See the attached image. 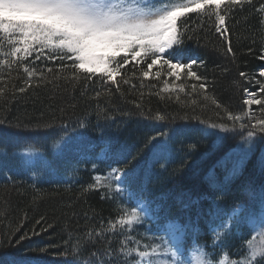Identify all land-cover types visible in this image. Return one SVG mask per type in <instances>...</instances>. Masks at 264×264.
<instances>
[{"label": "trees", "instance_id": "16d2710c", "mask_svg": "<svg viewBox=\"0 0 264 264\" xmlns=\"http://www.w3.org/2000/svg\"><path fill=\"white\" fill-rule=\"evenodd\" d=\"M261 3L264 0H254L257 7ZM226 23L234 58L226 53L225 41L215 30L214 17L195 14L188 20L183 46L172 50L173 61L177 56L184 62L198 61L194 69L206 77L207 93L199 89L193 93L190 85L201 81L189 80L183 73L179 81L175 77L169 79L166 74L157 81L143 79L137 71V77L131 78L135 88L121 84L117 92L108 85L112 87L111 96L103 95L99 99L95 98L102 87L99 77L87 83L81 80L75 87L59 80L56 88L47 84L25 93L15 92V95L14 89L24 86L23 74L14 72L12 77H0L4 81L0 87L6 96L0 100V120L4 121L0 124V135L10 136L0 138V152L12 154L25 141L45 144V155L55 173L52 179L40 182L29 179L0 182V261L83 264L82 259L71 253L77 239L88 229L116 219L122 208L106 189L85 191L95 184L93 170L99 168L98 172H104L111 167H124L131 157L136 159L130 167L138 168L126 188L152 197L160 210L156 222L162 226L176 222L197 228V242L207 246L209 253L220 252L211 247V227L225 218L234 203L249 201L246 190L255 198L264 190V140L256 138L254 150L239 165L231 156L237 154L233 149L241 133L205 129L200 123V120L231 123L222 109H217L211 100L203 99L204 95L215 97L233 114H238L247 109L242 103L243 89L258 93L259 85L255 81L264 82V77L259 76V71L264 70V61L258 59L264 32L257 12L252 6L233 10ZM168 55L166 52L165 56ZM45 63L56 69L60 62L36 61L40 68ZM162 67L166 72V66L157 65L153 73ZM130 70H135L132 65L124 70L125 74H130ZM69 71L65 69V73ZM240 72L252 79L245 80ZM165 79L169 84L184 85L185 92H161L165 97L161 99L155 93L163 88ZM193 99L197 101L195 105L191 103ZM137 103L141 107L137 108ZM258 107L252 106L256 115H259ZM156 114L165 115L166 119L157 121ZM80 121L87 126L77 127ZM43 122H54V127L37 130L36 125ZM65 123L68 127L62 129ZM201 129L211 134L202 135ZM160 131L166 132L167 138L149 143L151 136ZM54 141H61V146L69 145L74 152L80 149L82 159L76 154L61 160L62 150L59 153L53 149ZM158 142L165 143L167 150L161 157L153 158V145ZM105 147L108 151L102 157L101 149ZM118 152L124 158L116 162L114 154ZM234 168L236 174L230 176ZM218 209L222 210L219 214ZM143 230H134L137 238H142ZM22 236L25 238L21 239ZM248 237L247 226L232 228L224 240L229 264L242 258ZM118 240L119 237L113 238L112 247H117ZM102 246L86 244L84 256Z\"/></svg>", "mask_w": 264, "mask_h": 264}, {"label": "snow or ice", "instance_id": "6c2138e0", "mask_svg": "<svg viewBox=\"0 0 264 264\" xmlns=\"http://www.w3.org/2000/svg\"><path fill=\"white\" fill-rule=\"evenodd\" d=\"M245 6H252L257 12L264 32V3L257 7L254 0H0V77H12L14 72L23 74L24 86L14 89L13 95L47 84L56 88L59 80L72 83L75 87L81 80L87 83L99 77L102 87L95 94V98L99 99L103 95L111 96L112 87L119 92L121 84L135 88L131 78L137 77V71L143 79L154 78L157 81L165 74L169 79L175 77L179 81L183 73L189 80L201 81L190 85L193 93L197 89L207 93L206 77L198 75L194 69L198 61L184 62L177 56L173 62L172 50L183 46L188 20L191 14H195L197 17H214L215 30L225 41L226 53L234 58L226 21L231 11L243 10ZM166 52L169 53L167 57ZM258 59L264 61V39ZM36 61L60 63L56 69L47 66V63L40 68ZM129 65L135 70L126 75L124 70ZM139 65L144 67L138 68ZM157 65L166 66V72L162 67L153 73ZM65 69L70 71L65 73ZM239 75L245 80L252 79L245 72ZM259 76L264 77V70L259 71ZM3 83L0 79V84ZM255 83L259 85V92L243 89L242 103L247 109L238 114H233L215 97L203 96L205 101L211 100L217 109H222L231 123L205 120H200V123L205 125V129L241 133L233 151L243 157L254 150L256 138L264 140V96L260 95L264 93V82L256 80ZM108 85L112 87H106ZM163 85L156 95L161 96V92H185L184 85L169 84L168 79L163 80ZM5 98V90L0 87V100ZM164 98L161 96V99ZM176 99H180L178 94ZM191 103L195 105L197 101L193 99ZM253 105L259 106V115L252 111ZM136 107L141 105L137 103ZM154 119L164 121L166 116L156 114ZM3 123L0 120V124ZM86 126L84 121L77 125L79 128ZM53 127L54 122L36 125L37 130ZM61 127L67 129L68 125L65 123ZM205 129L200 130L202 135L211 134ZM167 136L166 132L160 131L151 136L149 143L161 141ZM61 141H54L53 149H59ZM18 147L21 150V168L44 170L49 167L45 144L25 141ZM166 150L165 143L154 144L153 158ZM107 151V147L101 149L102 154ZM123 158L122 153L114 154L116 162ZM135 159L131 157L124 167H111L103 182L101 177H95L96 183L89 185L85 191L104 188L110 195L125 194V185L137 173L138 166L130 167ZM236 171L234 168L230 176ZM245 194L250 197L249 201L234 203L226 219L212 229L211 247L220 249L216 261L211 258L215 252L209 253L207 246L199 244L196 230L187 225L181 227L176 222H168L152 234V241L158 242L144 243V238H137L134 229L145 222L146 201L122 207L116 219L109 220L107 224L101 223L99 228L88 229L83 237L77 239L71 253L82 259L83 264H221L222 259L228 258L224 250L225 238L231 234L233 227L239 228L243 224L249 228L246 248L242 258L232 264H264V190L260 191L258 198L250 190H246ZM217 211L219 214L222 210ZM115 237L119 240L114 248ZM189 240L191 243H188ZM86 244L103 246L84 256Z\"/></svg>", "mask_w": 264, "mask_h": 264}, {"label": "rangeland", "instance_id": "374dc122", "mask_svg": "<svg viewBox=\"0 0 264 264\" xmlns=\"http://www.w3.org/2000/svg\"><path fill=\"white\" fill-rule=\"evenodd\" d=\"M65 62L68 63L67 61H65ZM5 136L10 137L7 135H0V138L5 137ZM13 141H14V143L18 142L16 140V137H13ZM64 148H65V150L63 151V153L60 154L61 160H64V156H67V155L72 156V157H73V155H75L74 157H76V154H78V157L82 159V156H79L80 150H77L74 152L73 150H71V148L68 145H65ZM61 149H62V146L58 149L59 153L61 152ZM20 151L21 150L15 151V152L13 151L12 154H9V153L3 152V151L0 152V182L10 181L13 179H29V180L34 181V182H37V181L40 182V181H46L49 178H51V177L53 178L55 176L54 175L55 173H54V170L52 169L51 163H50L49 167L47 169H44V170H41L39 168H32L30 170L27 168H21L19 165ZM248 156L249 155H247L246 157H243L240 153H237L236 155L231 156V160L233 159V161H238V163L240 165V163L244 162L245 158H247ZM159 157H161V155ZM65 159H67V158H65ZM97 176L101 177V182H103L104 176L96 175V176H94V178ZM101 189H104V188H101ZM114 197L119 200V198H118L119 196H114ZM140 202H138L137 204H139ZM119 203H122V202L119 201ZM137 204H135V205H137ZM147 207H148V203L145 204V214L147 212ZM144 224L145 223H143V225ZM220 224H221V222L219 223V225ZM218 226H216V227H218ZM136 228L140 229V228H142V226L137 225ZM194 229L196 230V228H194ZM212 229H211V232H212ZM157 231H158V229H156V227H150L148 230H146L143 233V237H142V238H144L143 242L144 243L158 242V241H152V234L157 233ZM196 232H197V230H196ZM257 239H258V237H257ZM219 254H220V252L217 251V253L211 257L212 260L216 261ZM26 263L27 262H25V260H19L18 259V264H26ZM0 264H11V263H8L6 261H0ZM30 264H34V263H30ZM221 264H229L228 259H226V260L222 259Z\"/></svg>", "mask_w": 264, "mask_h": 264}]
</instances>
